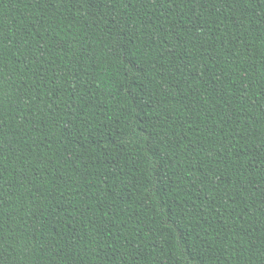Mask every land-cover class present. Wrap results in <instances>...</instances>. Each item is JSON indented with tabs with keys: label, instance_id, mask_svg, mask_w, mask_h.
I'll use <instances>...</instances> for the list:
<instances>
[{
	"label": "trees",
	"instance_id": "trees-1",
	"mask_svg": "<svg viewBox=\"0 0 264 264\" xmlns=\"http://www.w3.org/2000/svg\"><path fill=\"white\" fill-rule=\"evenodd\" d=\"M0 264H264V0H0Z\"/></svg>",
	"mask_w": 264,
	"mask_h": 264
}]
</instances>
